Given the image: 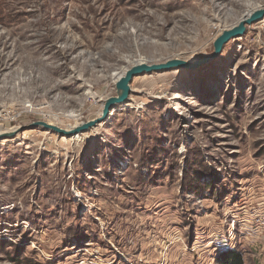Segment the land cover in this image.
<instances>
[{
    "label": "rangeland",
    "instance_id": "obj_1",
    "mask_svg": "<svg viewBox=\"0 0 264 264\" xmlns=\"http://www.w3.org/2000/svg\"><path fill=\"white\" fill-rule=\"evenodd\" d=\"M260 7L0 0V264H215L235 246L264 264V18L196 69L135 77L87 132L32 128L96 119L133 59L208 56Z\"/></svg>",
    "mask_w": 264,
    "mask_h": 264
},
{
    "label": "water",
    "instance_id": "obj_2",
    "mask_svg": "<svg viewBox=\"0 0 264 264\" xmlns=\"http://www.w3.org/2000/svg\"><path fill=\"white\" fill-rule=\"evenodd\" d=\"M264 18V7L248 10L240 18L238 23L230 28L222 30L221 34L213 42V52L200 59H180L178 57L167 59L164 62H153L147 58L133 59L125 71L115 78L114 88L115 96L108 97L103 102L100 116L96 119L87 121L76 126L74 129L67 131L59 129L56 126L48 125L43 122L34 123L32 128H42L44 130L52 131L58 135L65 137H73L78 134L87 132L94 128L98 124L104 123L111 116L112 109L117 105H123L128 101V97L131 93V84L135 77L143 74H152L163 71L171 70H192L200 67L201 65L215 60L220 56L223 46L232 38L242 37L246 31V28L256 22L261 21ZM14 136V132L0 134V138H11Z\"/></svg>",
    "mask_w": 264,
    "mask_h": 264
},
{
    "label": "trees",
    "instance_id": "obj_3",
    "mask_svg": "<svg viewBox=\"0 0 264 264\" xmlns=\"http://www.w3.org/2000/svg\"><path fill=\"white\" fill-rule=\"evenodd\" d=\"M215 264H247L245 252L238 247H225L216 250Z\"/></svg>",
    "mask_w": 264,
    "mask_h": 264
},
{
    "label": "built area",
    "instance_id": "obj_4",
    "mask_svg": "<svg viewBox=\"0 0 264 264\" xmlns=\"http://www.w3.org/2000/svg\"><path fill=\"white\" fill-rule=\"evenodd\" d=\"M255 223H256L255 227L259 228V230H261L264 233V210H262V212L259 213V215L256 218ZM253 229H254V227H253Z\"/></svg>",
    "mask_w": 264,
    "mask_h": 264
},
{
    "label": "bare ground",
    "instance_id": "obj_5",
    "mask_svg": "<svg viewBox=\"0 0 264 264\" xmlns=\"http://www.w3.org/2000/svg\"><path fill=\"white\" fill-rule=\"evenodd\" d=\"M233 39H237V38H232V40ZM230 41H231V39H230ZM89 94V97H94V95L92 94V93H88ZM117 106H119V105H117ZM117 106H115L113 109H112V111L117 107ZM111 111V112H112ZM71 117H74V115H68L67 116V118H71ZM48 125H52V124H48ZM72 129H74V128H72ZM72 129H70V130H72ZM1 130V129H0ZM70 130H67V131H70Z\"/></svg>",
    "mask_w": 264,
    "mask_h": 264
}]
</instances>
